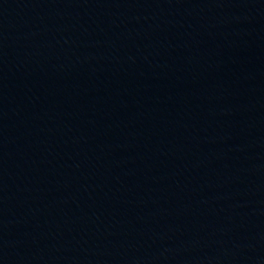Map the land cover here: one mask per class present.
I'll use <instances>...</instances> for the list:
<instances>
[{
	"label": "water",
	"instance_id": "1",
	"mask_svg": "<svg viewBox=\"0 0 264 264\" xmlns=\"http://www.w3.org/2000/svg\"><path fill=\"white\" fill-rule=\"evenodd\" d=\"M0 264H264V0H0Z\"/></svg>",
	"mask_w": 264,
	"mask_h": 264
}]
</instances>
